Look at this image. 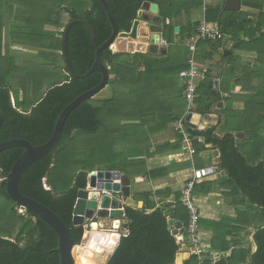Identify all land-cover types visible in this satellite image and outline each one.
Returning <instances> with one entry per match:
<instances>
[{
    "label": "trees",
    "instance_id": "1",
    "mask_svg": "<svg viewBox=\"0 0 264 264\" xmlns=\"http://www.w3.org/2000/svg\"><path fill=\"white\" fill-rule=\"evenodd\" d=\"M106 1L119 31L130 30L133 20L137 17V11L144 2L156 3L162 18L163 38L168 43L173 42L174 26L171 19L180 11L173 10L172 0ZM43 4L51 6L48 10L49 15L38 12V7L41 11ZM30 5L35 6L37 12L35 16H29L27 23L38 18L37 22L50 23L57 27V30L62 28L56 32L45 31L41 26L28 27L25 30L23 35H44L49 41L46 44L47 49L61 50L63 29L70 20L83 18L91 23L95 33L94 41L82 23L72 24L66 36L68 57L73 68L79 74L85 73L95 59L96 47L112 33L111 24L101 3L98 0H42L38 7L34 3ZM53 10L56 12L53 14L55 17L52 18ZM62 13L67 14L64 23H61ZM206 20L221 24L223 35L233 32L235 43L230 49L231 53L226 56L221 55L224 63H232V66L223 69L221 82L222 91L228 94L226 97L228 105L224 113L225 128L230 131L247 129L248 137L235 146L229 133L218 137L212 127L200 131L185 126L196 144L195 151L203 150V145L194 138L204 137L206 142L218 148L220 166L228 172V178L195 184L193 191L196 192L200 186L203 189L207 185V189H203L207 192L217 182L220 188L228 190L226 195L234 197L235 205L241 204L244 208L237 210L236 218L226 219L224 223L215 226L217 228L213 227L215 235L211 245L214 249L223 252L228 250L229 241L226 237L232 231L247 230L248 236L252 235L255 250L251 251L248 247V254L247 250H231L229 255H221L215 261L207 258L203 264H264V182L259 184V179L264 178V135H262L264 132V31H261L264 26V13H260L258 20L254 22L247 20L246 14L240 10H209L206 11ZM231 27L236 30L232 31ZM195 33L196 30L192 35ZM246 37L248 41H245ZM221 39L197 41V47L203 46L201 55L203 60L211 58L212 51L222 46ZM208 47L210 51L205 52ZM171 48L168 49L166 56L160 58L139 51H118L111 46L104 49L101 53V62L108 67V84L115 89L113 95L102 100L89 98L74 107L63 123L61 137L55 147L33 162L19 179L18 187L21 193L58 214L68 226L74 244L81 242L86 229L84 225L73 224L72 211L77 191L85 187L89 172L97 165L101 169L129 170L128 158L133 154L136 155L137 150L142 153L139 147L144 144L143 141L148 134L164 129L178 118L172 113L165 115L164 118L157 119L155 116L161 114L162 98L156 93L157 90L166 84L165 81L171 78V74L177 77L180 70L187 68L186 64L178 62L172 65L173 68L170 67L168 61L172 59ZM182 49L186 50L187 55L190 54L188 46L177 50L183 53ZM235 50L257 53L252 64L248 63V67L241 68V79H234L237 71L233 65L237 60V56L234 55ZM4 56L0 52V66L4 65V71L0 72V114L3 118L0 126V142L11 138H24L32 145L45 143L52 135L62 109L78 95L97 85L102 78L99 71H92L83 78L72 76L63 57L62 68L65 74L61 73L59 79H54L50 72L45 73V76L49 77L46 82L49 87L41 94H35L36 89L40 88L36 84L30 86V83L35 81L34 78L30 74V76L26 75L28 80H24L23 76L13 75L12 57ZM52 59L54 60L52 70L54 68L59 70L56 58L52 56ZM14 66L19 65L14 62ZM210 72L209 69L205 70L206 78H209ZM245 80H248V98L244 97L246 109L240 113V117L248 113V125L242 128L239 123H245L243 118L237 119L240 117L235 118L234 115H230L229 101L237 96H229V93L233 84L242 85ZM13 82L16 87L13 86ZM27 83L29 84L26 85ZM20 90L23 92L21 97ZM211 91L206 81L197 84L194 111L202 112L208 109L209 102L206 98ZM122 120L127 123L133 120L138 122L122 124L120 123ZM153 120H156L155 125L144 129L145 122ZM120 135L124 140L134 139L138 144L133 146L134 143L130 142L132 146L128 151L119 152L115 144ZM22 152L23 148L19 146L0 151V168L4 175L9 172ZM0 184V197H2L0 199V264H60L56 250L58 247L56 233L31 210L27 209L24 214L18 213V205L6 192L5 181H1ZM136 198L143 199L144 206L142 210L126 206L127 221L123 224L126 232L119 237L106 264H176V254L181 245L170 233L167 216L162 206L156 207L154 202L147 199L148 195H136ZM176 208L177 214L182 215L181 218H186V226L187 211L181 201ZM147 209L152 210L146 212ZM227 221H231L228 226L225 225ZM196 260V256L191 255L182 264H196Z\"/></svg>",
    "mask_w": 264,
    "mask_h": 264
},
{
    "label": "crops",
    "instance_id": "2",
    "mask_svg": "<svg viewBox=\"0 0 264 264\" xmlns=\"http://www.w3.org/2000/svg\"><path fill=\"white\" fill-rule=\"evenodd\" d=\"M3 1V0H2ZM22 2L24 0H21ZM9 3L8 0H6ZM173 10L176 11L179 9V13L176 16H173L171 19L172 25L174 26V31L172 35V43H168L164 40L162 32V18L159 12L157 14H152L153 17L158 19L156 22L144 21L141 20L140 25L137 31V37L124 39L127 43L132 45V50L127 52H135L139 51L142 53H149L156 58L164 57L168 53V49L171 48L172 51V59L168 61L170 67L174 63L186 64L185 60L187 57L189 58L192 55L179 53L178 48L187 47L190 43L191 37H193L194 30H196L197 26L200 22L205 21L207 23H215V21H207L206 20V11L209 10H225L224 4L225 0H172ZM4 4V3H3ZM149 2H144L142 5L143 8L148 7ZM23 6V3L19 4ZM16 7V6H15ZM2 8V7H0ZM242 13L246 14L247 20H253L254 22L258 20V15L260 13H264V0H241L240 1V9ZM238 10V11H239ZM145 11L148 12V9L145 8ZM232 11V10H225ZM28 14H21V18L23 19L20 23H27ZM17 17H11L10 19L14 20V25L10 27L9 32L16 31L11 28L19 27L17 24ZM27 17V18H26ZM66 22V20L64 21ZM217 23V22H216ZM143 24V25H142ZM222 29V25L219 24ZM175 27H178V31H175ZM21 29H25L24 27H19ZM232 28V27H231ZM230 28V29H231ZM56 31H59L62 28L57 30V27H54ZM236 30L235 28L231 29ZM261 31H264V26ZM242 34V33H241ZM192 35V36H188ZM125 38V37H123ZM222 39V46L219 47L216 51H212V57L203 60L202 55V47L195 48V52L193 56L195 61L198 63L200 69L205 73V70H211L209 78H206L202 81H206L207 85L209 81H213L216 83L213 88L217 90L216 94H213L212 91L210 95L206 98V101L209 102L208 109L198 112L200 115V122L197 124L196 128L200 131H205L212 127L213 132L218 137H223L227 133L232 135L235 146L241 144L248 137V130L242 129L237 131L226 130L225 128V108H227L228 101L226 97H228L226 92L222 91V74L223 69L226 67L232 66V63H224L221 59V55L226 56L231 53L230 49L232 45L235 43L233 38V32L231 34H224ZM133 39V40H130ZM181 39V42H180ZM183 41V42H182ZM245 41H248V38H245ZM175 45V46H174ZM10 47H20L23 49H28L29 45H23L19 43H10ZM36 50L38 53L50 54L56 58V63H58L59 72L65 74L63 70V60L64 57L62 54V48L60 49H46V48H37L31 47ZM154 49L155 51H150ZM189 49V47H188ZM115 50H118L115 49ZM209 52V47L205 52ZM199 52V56H197ZM234 55L237 56V60L233 63L236 71V77L234 79L242 78V67H248V63L252 64L257 56V53L249 50H235ZM12 57V56H9ZM60 60L62 62H60ZM188 60V59H187ZM51 64L54 60H50ZM16 63V62H15ZM173 68V66H172ZM258 80V79H257ZM255 79V81H257ZM200 81V82H202ZM166 84L161 86V89L157 90L156 93L160 94L161 101V114L155 115L158 118H164L165 115L169 113L176 115L179 119L185 117L188 111L187 102L184 100L182 96V91L184 89L182 81L179 77H173L171 74V78L165 81ZM209 87V85H208ZM210 88V87H209ZM211 89V88H210ZM111 85L107 83V85L99 91L93 97L97 100L107 99L113 95V92L110 93ZM231 93V94H230ZM229 96H237L232 101H229L230 115H234L233 117H240V113H242L246 109V104L244 101V97L248 98V80H245L244 84H233ZM22 90L19 91L20 97L22 96ZM218 95L220 98H218ZM92 97V98H93ZM248 111V110H247ZM248 114V113H247ZM242 115L240 118H243L245 123H239L242 128L247 127L248 116ZM176 120V121H177ZM156 120L152 122H145V128L147 129L149 126H154ZM162 121V119H161ZM138 120H133L130 122L121 121L122 124H135ZM189 127V125H185ZM191 127V126H190ZM193 128V127H192ZM236 132H243L244 135L242 137H236ZM264 135V132L262 133ZM194 140H197L200 144L203 145V150L195 151L194 154L189 153V151L184 147L181 134L179 130L175 127V122L169 123L164 129L159 130L157 132L149 133L147 138L144 139V144L140 146V151L137 150L136 155L129 157V170H125L123 168H118V170H123L128 175L131 180L132 194L129 198L130 201H137L138 207L132 206L127 200H121L123 203L127 201L128 206L133 208L142 210L144 206V200L140 198H136V195L142 196L148 195L149 200L155 203V206H162L163 210L165 209L164 204L167 203L169 205L170 213L167 216V219L173 218L175 221L181 222L185 226L186 218L182 217V215L177 214V204H179L181 191L188 179L195 180L196 184L205 183L208 181H218L223 178H228V172L220 166V152L218 148H216L212 143H208L205 141L204 137L198 136L195 137ZM130 142H133V146H136L138 142H134V139L124 140L121 135L118 137L117 142L115 144L116 150L125 153L128 151V148L132 145ZM194 149H196V144L193 141ZM211 146H214L215 149L218 150V156L214 157L212 155L213 149ZM135 152V151H134ZM207 167H212V172H207L203 175H198L203 169ZM101 169L98 165L94 170ZM107 170V169H102ZM220 182V181H219ZM1 183V181H0ZM207 185L203 187L204 190L207 189ZM202 187L200 186L196 192H194V202L197 205L200 212V226H199V238L201 245L207 251L218 252L219 255H229L231 250L237 251H246L248 254V247H250L251 251L255 250V244L252 240V235L248 236L247 230L241 232L232 231L226 239L229 241V249L226 251L216 250L212 247V239H214V228H217L218 224H222L226 219H234L237 217V210H243V206L241 204H234V197L226 195L227 189L220 188L219 184L215 182L211 190L204 192ZM146 197V196H145ZM2 197H0L1 199ZM152 209H147L146 212H150ZM164 212V211H163ZM125 223L127 220L123 218L120 221H113V229L116 230L120 227V222ZM116 222V223H115ZM116 228L114 227L115 224ZM93 223V222H92ZM231 221H227L225 223L226 226L230 224ZM96 225H98L95 222ZM214 227V228H213ZM170 229V228H169ZM126 230V229H125ZM171 233V232H170ZM172 235V234H171ZM175 237V236H174ZM176 239V238H175ZM118 241V240H117ZM117 243L114 244L116 246ZM114 250V249H113ZM180 251V249H179ZM178 251V252H179ZM177 252V253H178ZM188 250L182 254V263L184 260L188 259ZM247 258V257H246ZM181 262H176V264H180Z\"/></svg>",
    "mask_w": 264,
    "mask_h": 264
},
{
    "label": "water",
    "instance_id": "3",
    "mask_svg": "<svg viewBox=\"0 0 264 264\" xmlns=\"http://www.w3.org/2000/svg\"><path fill=\"white\" fill-rule=\"evenodd\" d=\"M111 24L112 33L111 35L100 45L96 47L95 59L90 67H88L83 74H79L73 68L67 52V42L66 36L69 27L74 23H82L86 26L91 39L95 40L94 28L91 23L83 18H74L70 20L63 29V46L62 54L65 59L66 66L69 73L76 78H83L90 74L92 71H99L102 75L101 81L94 87L88 89L87 91L78 95L69 104H67L60 112L52 135L50 138L42 144L32 145L30 141L24 138H11L9 140L0 142V151L8 149L10 147L19 146L23 148L21 155L12 164L9 172L4 175L2 169L0 168V179L5 181L6 192L18 206H21L25 210H31L37 217L41 218L45 223H47L51 229L56 233L58 239L57 252L60 258V264H76V254H81L85 247V242L89 240L88 236L92 235V222L97 219H109L110 221H120L125 218V208L127 201L134 207H138L137 201H130L132 194L131 180L128 175L123 170H92L89 172L86 185L77 191L76 200L74 203L72 211V221L74 225H88L83 233L80 244H74L73 238L71 236L68 226L56 214L53 210L45 206L44 204L34 200L21 193L18 187L19 179L23 172L36 160L43 157L49 151H51L55 145L58 143L63 123L68 115V113L76 107L81 102L92 98L99 91H101L109 81V71L101 62V53L104 49L110 47L117 37L133 38L137 37L138 27L141 20L156 22L158 19L152 16V14L158 13V5L156 3H149L148 12L145 8L141 7L137 11V17L133 20L131 28L129 31H119L115 17L113 16L111 10L109 9L106 0H98ZM241 0H225L224 9L225 10H239ZM178 27H175V31H178ZM150 51H155L150 48ZM209 87L212 89V93L216 94L217 90H214L213 86L216 85L215 82L209 81ZM186 124L196 128L197 124L200 122V115L195 112H188L185 115ZM3 122V118L0 114V126ZM243 132H236V137H242ZM212 155L214 157L218 156V150L214 146ZM212 167H207L203 169L198 175H203L207 172H212ZM264 182V178L259 179V184ZM1 190V184H0ZM121 200H127L123 203ZM127 203V204H129ZM164 214L168 215L169 205L164 204ZM167 224L170 228V232L176 238V242L181 245L180 251L176 254V262L182 261V254L188 250L187 246L183 241V234L185 232V226L173 218L167 219ZM118 238L116 239L117 242ZM80 258V257H79ZM81 259V258H80ZM182 264V262L180 263Z\"/></svg>",
    "mask_w": 264,
    "mask_h": 264
},
{
    "label": "rangeland",
    "instance_id": "4",
    "mask_svg": "<svg viewBox=\"0 0 264 264\" xmlns=\"http://www.w3.org/2000/svg\"><path fill=\"white\" fill-rule=\"evenodd\" d=\"M8 1H9V3H7L6 0H3L0 2V7H2V8H0V52L2 53V55H5L4 56L5 58L12 56L11 71H12L13 75H15L17 77L23 76L22 78H24V80H28V79H26L27 78L26 75L30 74L31 77L34 78L33 80H35L34 82L30 81L31 82L30 86H32L33 84H36L40 89H36L35 94H38V93L41 94L42 92H44L49 87V85L46 83V82H48L49 77L45 76V73L50 72L52 75V78H54V79L55 78L59 79L61 73L58 70H56L55 68L52 70L53 65L51 64L50 60H52L53 55L38 53V52H36V50L31 48V47L46 48V44L49 43L48 39L44 35H40V34L23 35V33L25 32V30L28 27L31 28V27H35V26L36 27L41 26V27H43V29L45 31H48V32H51V31L56 32V29H54L55 26H53L50 23L37 22L38 18L35 21H31L30 23H25V24L20 23V21L23 20L21 18V14L25 13V14H28L29 16H32L37 12V8L35 6H31L30 4L34 3L38 7V5L41 3L42 0H24L23 2H21L24 4L23 6L19 5L20 4L19 1H21V0H8ZM49 6L50 5H48V4H43L41 6L42 7L41 11H40V8L38 7V12L39 13L42 12V14H44V15H45V13H46V15H49L50 14V11H48ZM50 8H51V6H50ZM55 12H56L55 10H53L51 12L52 13L51 17L53 16V14H55ZM18 15L20 17L17 19L16 22L19 25V27L22 26L25 29H21L19 27L18 28L13 27L11 29H14L16 31L9 32L10 27H12L14 25V20H13L14 18L13 19H10V18L11 17L16 18V16H18ZM29 16H28V18H29ZM53 17H55V15ZM65 20H67V14L62 13L61 14V23H64ZM48 34H50V33H48ZM124 39H127V38L117 37L114 40L113 44L111 45V48L112 49L118 48V51H124V50L130 51V50H132V45L130 43H127V41ZM130 40H133V39H130ZM11 42H13V43L17 42V43H19V44L21 43L23 45L29 44L30 50L23 49L20 47H10ZM180 42H181V39H180ZM182 52H183L182 53V55H183L186 53V50L182 49ZM127 59H129V58H127ZM13 61L16 62L15 64H17L19 66H17V67L14 66ZM60 62H62V61L60 60ZM0 69H2L0 71L2 73L4 71V65H1ZM53 72L55 74H53ZM13 84H14L13 86L16 87L15 82H13ZM28 84L29 83H27L26 85H28ZM114 90L115 89L111 86L110 93L111 92L114 93ZM94 221L98 224V227L92 226V229L99 230L101 232V234H106L108 232L114 231L117 233L118 240H119V237L126 232L125 228L123 227L124 223L122 221L120 222L121 223L120 227L117 228L116 230L113 229L112 226L114 224L109 219H102V218L97 219V218H95ZM118 224L119 223L117 222V225ZM199 226H200V222L198 224V227ZM99 246L102 247L103 250L99 251L97 249V247H99ZM114 248H115L114 245L112 248L108 249L104 245H100L97 243L96 247L94 248V252H92L93 254L91 256H89L91 264H106V261H107L108 257L110 256V254L112 253ZM95 249H97V250H95ZM80 256H81V254H79V253L76 254V264H82L80 262V260H81L79 258Z\"/></svg>",
    "mask_w": 264,
    "mask_h": 264
},
{
    "label": "built area",
    "instance_id": "5",
    "mask_svg": "<svg viewBox=\"0 0 264 264\" xmlns=\"http://www.w3.org/2000/svg\"><path fill=\"white\" fill-rule=\"evenodd\" d=\"M223 36L222 30L218 23H207L202 21L196 28V33L191 37L188 44L189 50L192 55L187 60V68L182 69L178 73L179 79L182 81L184 89L182 96L188 105V112H194V101L196 98L197 84L205 79V73L200 69L198 63L195 61L193 53L195 52L196 43L199 40L215 39ZM185 118L179 119L175 122V127L179 130L184 147L189 153L194 154L195 149L193 146V139L185 129ZM2 181V179H0ZM195 180L188 179L181 191L180 201L187 211V224L185 226V232L183 234V241L188 248V255L196 256V264H203L208 258L211 261H215L220 257L218 252L207 251L201 245L199 238V220L200 212L197 205L194 202V185ZM17 211L20 214L25 213V209L18 206ZM88 229V225H84ZM85 229V230H86ZM208 255V257H206Z\"/></svg>",
    "mask_w": 264,
    "mask_h": 264
},
{
    "label": "bare ground",
    "instance_id": "6",
    "mask_svg": "<svg viewBox=\"0 0 264 264\" xmlns=\"http://www.w3.org/2000/svg\"><path fill=\"white\" fill-rule=\"evenodd\" d=\"M116 223V222H115ZM116 225L115 224V228H116ZM92 226L94 227H98V225L95 224V222L92 223ZM100 231L99 230H92V235L88 238L89 240H87L85 242V247H84V250L83 252L81 253V260L80 262L82 264H91V261L89 259V256H91L94 252V248L96 247V244H100V245H104L106 248L110 249L113 247V245L116 243V239H117V233L114 232V231H111V232H108L106 234H101V232L99 233ZM105 233V232H104ZM97 249L99 251L103 250L102 247H97ZM95 249V250H97Z\"/></svg>",
    "mask_w": 264,
    "mask_h": 264
},
{
    "label": "clouds",
    "instance_id": "7",
    "mask_svg": "<svg viewBox=\"0 0 264 264\" xmlns=\"http://www.w3.org/2000/svg\"><path fill=\"white\" fill-rule=\"evenodd\" d=\"M3 181V180H2Z\"/></svg>",
    "mask_w": 264,
    "mask_h": 264
}]
</instances>
